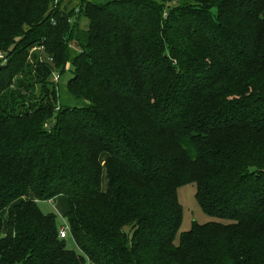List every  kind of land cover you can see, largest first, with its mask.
I'll list each match as a JSON object with an SVG mask.
<instances>
[{
  "label": "trees",
  "instance_id": "trees-1",
  "mask_svg": "<svg viewBox=\"0 0 264 264\" xmlns=\"http://www.w3.org/2000/svg\"><path fill=\"white\" fill-rule=\"evenodd\" d=\"M0 55V264H264V0H0Z\"/></svg>",
  "mask_w": 264,
  "mask_h": 264
},
{
  "label": "rangeland",
  "instance_id": "rangeland-1",
  "mask_svg": "<svg viewBox=\"0 0 264 264\" xmlns=\"http://www.w3.org/2000/svg\"><path fill=\"white\" fill-rule=\"evenodd\" d=\"M61 3L66 5L67 8H69L71 6L73 7L77 5L78 0H61ZM85 25H86L85 17L82 14H79L78 15L79 28L85 27ZM71 43L72 42L70 41V44L68 45V50H69L70 55H72L73 52L77 51V47ZM43 56H44L43 54L40 55L42 59L44 58ZM65 66H66L65 70H63V72L61 73V76H59V78L57 79V80H60L59 91L60 89H63L62 88L63 83L66 77L69 75V69L67 68V65ZM194 189H195L194 182H186V183L180 184L176 188L177 199L181 205V210H182L178 230L188 228L192 219L198 222L216 219L215 216L208 215L200 209L199 205L197 204L194 198ZM37 204L40 206V209L43 212H46V211L55 212L54 209L56 208V205L58 204V199L56 198V196L53 199H41L37 201ZM52 204L55 207H53ZM55 214H56L55 215L56 221H58V227L63 224H66V219L64 216H59L57 212H55ZM64 241L67 247L74 249L76 252H79V249L76 247L72 237L68 234V232H66V235L64 236ZM84 264H92V263L87 261V259H84Z\"/></svg>",
  "mask_w": 264,
  "mask_h": 264
},
{
  "label": "crops",
  "instance_id": "crops-1",
  "mask_svg": "<svg viewBox=\"0 0 264 264\" xmlns=\"http://www.w3.org/2000/svg\"><path fill=\"white\" fill-rule=\"evenodd\" d=\"M56 198L58 199V204L56 205V208L54 209L55 210V212H57V214L59 215V216H63V213H64V210H65V207H66V199H65V197L62 195V194H58L57 196H56ZM38 201V200H37ZM38 205V204H37ZM52 206H53V204H52ZM38 207L40 208V206L38 205ZM53 207H55V206H53ZM54 212V213H55ZM56 223H57V225H58V221H56ZM60 225V224H59ZM85 259H87V258H85ZM87 261H89L88 259H87ZM90 262V261H89ZM93 264V263H92Z\"/></svg>",
  "mask_w": 264,
  "mask_h": 264
},
{
  "label": "built area",
  "instance_id": "built-area-1",
  "mask_svg": "<svg viewBox=\"0 0 264 264\" xmlns=\"http://www.w3.org/2000/svg\"><path fill=\"white\" fill-rule=\"evenodd\" d=\"M59 76H60L59 73L53 71L52 75H51V79L57 80L59 78ZM66 232H67V225L66 224H63V225L58 227V230H57L58 236L64 237L66 235Z\"/></svg>",
  "mask_w": 264,
  "mask_h": 264
}]
</instances>
